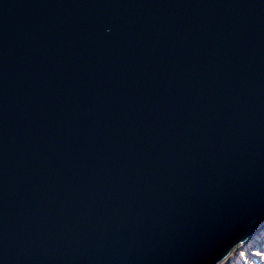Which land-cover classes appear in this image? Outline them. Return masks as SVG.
<instances>
[{
    "label": "water",
    "instance_id": "1",
    "mask_svg": "<svg viewBox=\"0 0 264 264\" xmlns=\"http://www.w3.org/2000/svg\"><path fill=\"white\" fill-rule=\"evenodd\" d=\"M263 225L264 0H0V264H219Z\"/></svg>",
    "mask_w": 264,
    "mask_h": 264
},
{
    "label": "rangeland",
    "instance_id": "2",
    "mask_svg": "<svg viewBox=\"0 0 264 264\" xmlns=\"http://www.w3.org/2000/svg\"><path fill=\"white\" fill-rule=\"evenodd\" d=\"M248 240L239 243L230 252L227 256L228 264H264L263 238L259 235L258 240L254 242Z\"/></svg>",
    "mask_w": 264,
    "mask_h": 264
},
{
    "label": "bare ground",
    "instance_id": "3",
    "mask_svg": "<svg viewBox=\"0 0 264 264\" xmlns=\"http://www.w3.org/2000/svg\"><path fill=\"white\" fill-rule=\"evenodd\" d=\"M263 229H264V225H263ZM251 239H249L248 241H250ZM219 264H228V258L225 257Z\"/></svg>",
    "mask_w": 264,
    "mask_h": 264
}]
</instances>
